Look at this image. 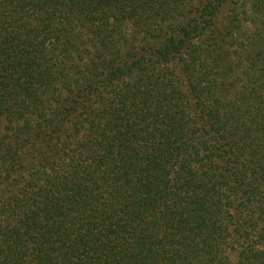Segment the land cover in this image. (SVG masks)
Masks as SVG:
<instances>
[{"label": "trees", "instance_id": "1", "mask_svg": "<svg viewBox=\"0 0 264 264\" xmlns=\"http://www.w3.org/2000/svg\"><path fill=\"white\" fill-rule=\"evenodd\" d=\"M0 264H264V0H0Z\"/></svg>", "mask_w": 264, "mask_h": 264}]
</instances>
